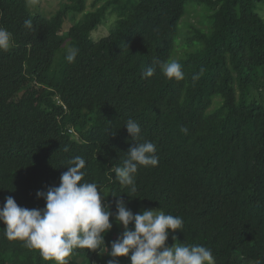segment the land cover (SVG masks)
Listing matches in <instances>:
<instances>
[{
    "label": "trees",
    "instance_id": "obj_1",
    "mask_svg": "<svg viewBox=\"0 0 264 264\" xmlns=\"http://www.w3.org/2000/svg\"><path fill=\"white\" fill-rule=\"evenodd\" d=\"M47 7L0 0V26L13 37V47L0 51V206L11 196L21 207L43 208L36 193L58 186L68 161L80 156L84 181L98 185L111 212L120 199L134 214L180 216L170 246L203 245L215 264H264V0H59ZM191 13L199 20L185 31L181 20ZM110 19L106 35L93 36ZM72 47L78 54L69 63ZM172 59L184 79L165 78L155 63ZM148 66L156 71L142 78ZM129 118L159 158L155 167H138L135 192L112 171L133 146L123 127ZM110 222L109 250L123 232ZM3 228L0 264H55ZM67 259L107 264L110 257L102 246L75 249Z\"/></svg>",
    "mask_w": 264,
    "mask_h": 264
},
{
    "label": "clouds",
    "instance_id": "obj_2",
    "mask_svg": "<svg viewBox=\"0 0 264 264\" xmlns=\"http://www.w3.org/2000/svg\"><path fill=\"white\" fill-rule=\"evenodd\" d=\"M24 27H33L30 18L24 21ZM11 47L12 33L0 26V51L7 52ZM77 54L78 49L69 48L65 59L69 63L74 62ZM155 63L165 78L184 79L182 65L177 60H158ZM155 71L152 66L146 67L142 78L152 77ZM195 79L196 76L193 77ZM123 127L133 146L125 153L122 163L112 171L121 185L135 192L134 177L138 167H155L159 158L154 143L139 142L141 128L136 120L127 119ZM180 131L187 134L188 129L181 127ZM67 132L74 134L72 129ZM85 163L80 156L70 159L67 170L60 175L59 185L36 193L37 198L45 202L43 208L21 207L14 198L7 197L0 206V223L4 225L6 238L23 241L25 247L38 250L45 261L51 260L55 264H68L67 258L75 249L97 252L102 246L110 257L107 264H119L117 258L129 257V253L131 264H215L211 249L203 245H166L170 231L180 230L183 226L180 216L165 214L157 209L134 214L120 199L115 202V212H111L110 206L102 203L104 196L98 185L84 181L85 172L82 169ZM110 217L122 226L123 232L111 242L109 250L105 246V234L113 227Z\"/></svg>",
    "mask_w": 264,
    "mask_h": 264
},
{
    "label": "rangeland",
    "instance_id": "obj_3",
    "mask_svg": "<svg viewBox=\"0 0 264 264\" xmlns=\"http://www.w3.org/2000/svg\"><path fill=\"white\" fill-rule=\"evenodd\" d=\"M59 0H29V3L31 4V6L35 9V8H39V7H43L46 9H48L49 7L48 4H52V6H56L57 3H58ZM94 0H87V6H89ZM264 13V11H263ZM197 20H199V15H196V13H191L189 15H187L186 17H184L181 22L183 21L184 25H182V27H184L185 31L187 30V25L188 24H197ZM113 22V19H110L108 21L107 24H105L104 26H101L98 31L96 30L93 34V36H97V35H100V34H103V35H106L107 31H108V28L109 26L111 25V23ZM152 210H155V209H152ZM166 245L167 246H170L168 244V242L166 241ZM119 260V258H117ZM79 262H81L82 260L81 259H78ZM130 259H128V264H131ZM93 264H97L98 262L95 261V259L92 261Z\"/></svg>",
    "mask_w": 264,
    "mask_h": 264
}]
</instances>
